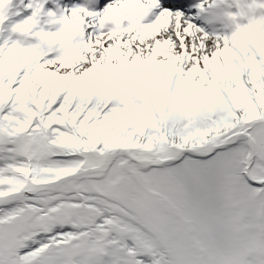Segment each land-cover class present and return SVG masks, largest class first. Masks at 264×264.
<instances>
[{"label":"snow or ice","instance_id":"6c2138e0","mask_svg":"<svg viewBox=\"0 0 264 264\" xmlns=\"http://www.w3.org/2000/svg\"><path fill=\"white\" fill-rule=\"evenodd\" d=\"M0 264H264V0H0Z\"/></svg>","mask_w":264,"mask_h":264}]
</instances>
